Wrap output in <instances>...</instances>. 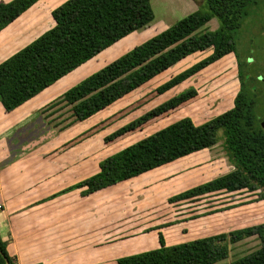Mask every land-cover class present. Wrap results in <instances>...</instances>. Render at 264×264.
I'll list each match as a JSON object with an SVG mask.
<instances>
[{
	"label": "trees",
	"instance_id": "trees-1",
	"mask_svg": "<svg viewBox=\"0 0 264 264\" xmlns=\"http://www.w3.org/2000/svg\"><path fill=\"white\" fill-rule=\"evenodd\" d=\"M38 0L0 1V29ZM255 0H204L198 8L162 31L86 76L64 91L77 120L96 115L135 89L168 70L186 56L210 49L208 56L172 75L156 87L162 94L200 70L235 51V31ZM54 24L0 62V104L11 111L77 66L143 28L153 20L150 0H64L51 10ZM218 27L200 30L210 19ZM237 61L238 90L230 108L201 122L189 116L146 135L98 162L95 173L64 188H80L86 197L168 164L188 154L210 148L222 138V147L233 168L168 197V202L192 200L217 192H257L264 199V130L260 126L263 90L255 76L245 77ZM256 82L258 84L256 85ZM197 95L185 88L122 124L103 137L110 143L122 135L142 130L160 116ZM263 99H262V98ZM221 132V136H219ZM256 236L257 249L231 262L229 244ZM0 264H15L0 238ZM115 264H264V221H257L169 244L159 236L157 246L120 256Z\"/></svg>",
	"mask_w": 264,
	"mask_h": 264
},
{
	"label": "rangeland",
	"instance_id": "rangeland-1",
	"mask_svg": "<svg viewBox=\"0 0 264 264\" xmlns=\"http://www.w3.org/2000/svg\"><path fill=\"white\" fill-rule=\"evenodd\" d=\"M59 3L61 2L57 0H42L36 6L47 13L46 6L56 7ZM150 4L154 17L148 25L131 35H126L67 73L64 79L57 81V84L51 85L52 87L49 89L51 94H58L60 97H53L51 100L54 102H50L48 107L53 104H59V106H57V109L53 108L54 113L50 115V118H47V123L37 122L35 123L36 128L27 129V164L35 166L38 159L43 155L63 152L66 160H70L73 154L74 156H82L83 160L89 158L90 163L94 162L95 167L98 169V162L103 157L179 118L189 116L194 123L198 124L230 108L239 86L236 59L242 64L245 77H251L250 75L264 77V0H255V4L249 9V13L241 26L235 31L236 47L234 52L224 55L172 89L158 94L156 87L159 84L208 56L211 50L206 49L192 53L89 119L82 121L75 119L70 110V105L62 99L64 91L134 45L162 31L186 14L198 8H203L204 0H150ZM50 20H52L51 16ZM33 22L27 24L20 38L9 43L7 46L9 48H3L0 51V62L42 33L43 30L40 29L45 25L44 21L38 18L36 22ZM217 27L218 21L213 17L198 31L213 30ZM30 30L40 31L32 37V31L30 32ZM4 34L5 31L0 35ZM257 84L258 82H256ZM190 86L197 89V95L194 98L183 103L177 109L158 117L147 126L145 125L142 130H135L122 135L110 143L104 142L103 137L117 127ZM258 87L264 89V83H259ZM38 94H36L37 98L40 97ZM33 98L24 101L22 105H27L28 108L35 100ZM42 102V99L38 101V103ZM260 108L261 111H264L263 103L259 106ZM19 115V113L14 112L11 116L17 118ZM36 116L38 114H35L33 118ZM219 136H221V132H219ZM47 137L48 143L43 141L38 144V141L36 142V140ZM207 150L201 151L208 153L203 154L204 156L195 157L194 161L190 159L188 163L183 160L180 161L179 167L174 173H172L171 166H164L154 176L142 173L135 176L139 179L133 177L132 179L135 182L141 180L140 187L123 182L88 197L81 195L80 191L82 189L80 188L59 192V194H62L71 191L74 195L73 200L64 201L65 206L68 203H75L73 208L69 207L70 210L64 208L63 211L68 210L69 213L74 211L73 209L83 211L92 207L100 211L109 203L116 206V204L125 201L126 207H123V209L113 208L117 209L114 210L116 214H112L113 228L121 227L118 237L125 238L121 240L122 243L120 244L135 245V247L143 246L144 248L140 249L144 250L150 249L148 247L153 243L150 238H152V241L154 238L157 246L160 235L165 242L172 244L205 236L209 233L229 231L231 228L248 223L264 221V200L257 202V192H217L192 200L167 201L168 197L178 192V190L203 183L233 168L225 155L221 137ZM79 166L70 169L72 175L67 178L68 181L65 180L64 185L74 184L78 179L83 178L84 173L88 172H84L85 170L81 164ZM51 169L49 167V171ZM68 195H71V193ZM131 198L140 201L135 204L136 208L133 207L134 205L131 202H128ZM244 204L247 205L243 206ZM131 206L132 209H130ZM107 219H109V216H107ZM118 222L120 224H117ZM103 226L97 228L102 229ZM115 244L119 245V243ZM259 245L260 241L255 235L237 243L229 244L228 257L222 262L229 263L257 249Z\"/></svg>",
	"mask_w": 264,
	"mask_h": 264
},
{
	"label": "crops",
	"instance_id": "crops-1",
	"mask_svg": "<svg viewBox=\"0 0 264 264\" xmlns=\"http://www.w3.org/2000/svg\"><path fill=\"white\" fill-rule=\"evenodd\" d=\"M40 1L42 0H38L0 30V34L4 31L5 34H9L0 35V51L3 48H9L7 47L9 43L22 36L21 33L26 29L27 24L36 22L38 18L45 24L40 30L44 31L54 24L53 18L50 20L51 10L54 7L46 6L47 13H44L40 7L36 6ZM57 1L63 2V0ZM39 31L30 30L31 36H35ZM62 79L64 76L57 81ZM57 81L54 83L57 84ZM51 85L39 92V98L36 95L33 96L35 100L28 108L27 105L21 104L11 111H5L0 106V238L6 242L7 252L14 258L15 264H115L120 256L144 250L140 249L144 248L143 246L120 244L125 238L118 237L121 227L113 228L112 214H116L114 210L126 207L125 201L116 206L109 203L100 211L92 207L83 211L73 209L74 211L68 213V210L63 211V209H69V207L72 209L75 203H68L65 206L64 201L73 200L74 195L71 191L59 194L62 189L72 185L71 183L64 185L65 180L72 175L70 169L80 167L81 164L84 172L88 171L83 172L82 177L84 178L97 171L95 163H90L89 158L85 157L86 159L83 160L82 156H74V154L68 161L64 158L63 152H56L43 155L35 166L27 164V129L36 128L35 123L37 122L47 123V118L54 113L53 108L57 109L59 106V104H53L48 107L50 102H54L51 100L53 97H60L58 94H51L49 90ZM41 99L43 102L38 103ZM14 112L20 115L13 118L11 115ZM35 114L38 116L33 118ZM37 141L38 144L43 141L48 143V137ZM203 150L205 149L145 173L154 176L164 166H171L172 173H174L180 161L188 163L189 159L194 161L195 157L208 153L201 152ZM206 151H208L207 148ZM49 167L52 168L50 171ZM135 179L139 178L135 177ZM79 180L81 179L77 181ZM132 181L128 180V185L140 187L142 184L141 180ZM191 186L182 188L178 192ZM262 200L264 199L257 202ZM128 202L135 207V204L140 201L131 198ZM245 205L247 204L243 206ZM101 225H104V228L98 229L97 227ZM150 240L153 243L148 248L155 247L154 238L153 241L152 238Z\"/></svg>",
	"mask_w": 264,
	"mask_h": 264
},
{
	"label": "flooded vegetation",
	"instance_id": "flooded-vegetation-1",
	"mask_svg": "<svg viewBox=\"0 0 264 264\" xmlns=\"http://www.w3.org/2000/svg\"><path fill=\"white\" fill-rule=\"evenodd\" d=\"M251 77H253L252 75H250ZM257 77V76H256ZM250 78V77H249ZM258 79H259V81L261 80V81H264V77L263 76H259V77H257ZM263 91V96H264V89H262ZM264 105V104H263ZM264 118V111H263V115H262V118H261V120ZM260 120V121H261ZM260 123V122H259Z\"/></svg>",
	"mask_w": 264,
	"mask_h": 264
},
{
	"label": "water",
	"instance_id": "water-1",
	"mask_svg": "<svg viewBox=\"0 0 264 264\" xmlns=\"http://www.w3.org/2000/svg\"><path fill=\"white\" fill-rule=\"evenodd\" d=\"M260 126L264 130V118L260 121Z\"/></svg>",
	"mask_w": 264,
	"mask_h": 264
}]
</instances>
